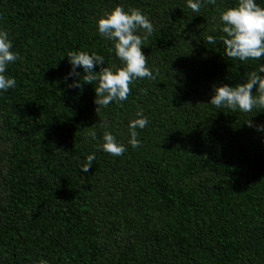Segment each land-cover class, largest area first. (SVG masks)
<instances>
[{"label":"trees","instance_id":"16d2710c","mask_svg":"<svg viewBox=\"0 0 264 264\" xmlns=\"http://www.w3.org/2000/svg\"><path fill=\"white\" fill-rule=\"evenodd\" d=\"M236 3L202 0L194 13L187 0H0V29L20 57L6 71L16 86L0 93V264H264V110L208 104L214 86L259 64L228 58L211 31ZM117 5L152 22L142 52L154 79L98 107L95 83L69 87L66 55L120 66L96 27ZM137 111L149 124L133 149ZM104 131L122 156L97 148Z\"/></svg>","mask_w":264,"mask_h":264},{"label":"clouds","instance_id":"9594fccd","mask_svg":"<svg viewBox=\"0 0 264 264\" xmlns=\"http://www.w3.org/2000/svg\"><path fill=\"white\" fill-rule=\"evenodd\" d=\"M214 4L215 0H207ZM202 0H187V7L194 13H199ZM98 34L102 39L112 44L109 49L121 62L120 66L112 64L105 67V59L96 52L71 51L68 57L71 69L69 77H74L69 87L80 88L83 84H94L95 100L98 107H108L111 103L126 101L130 94V85L137 79H154L153 70L146 65V57L142 52L144 40L154 31V26L148 16L139 9L125 8L117 5L104 10L96 20ZM221 32L219 37L224 46V53L230 59L241 62L258 61L257 70L248 73L241 83L235 86L223 84L214 86V94L208 104L219 109L221 107L244 113L254 108L264 110V7L257 0H237L234 7H228L219 13L218 22L211 29ZM208 44H216L213 35L206 37ZM19 53L13 51V43L6 30L0 29V93L7 92L16 86V80L6 75L10 63L19 59ZM94 71V66H102ZM83 69V75L77 72ZM255 87V93L253 88ZM134 119L129 121V139L127 143L136 149L141 141L137 129H144L149 124L143 111H137ZM248 126L253 127L251 121ZM107 129L109 125H102ZM256 130L264 132V125H256ZM91 140L97 139L96 132L90 131ZM97 148L114 157H120L126 152L125 144L119 142L110 131H104L102 144ZM96 159L95 153L89 154L81 165L80 171L88 173ZM47 264V261H41Z\"/></svg>","mask_w":264,"mask_h":264}]
</instances>
